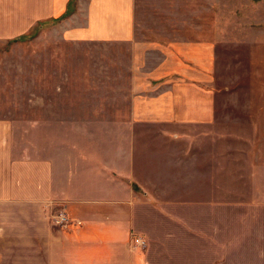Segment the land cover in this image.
Wrapping results in <instances>:
<instances>
[{"label": "rangeland", "instance_id": "1", "mask_svg": "<svg viewBox=\"0 0 264 264\" xmlns=\"http://www.w3.org/2000/svg\"><path fill=\"white\" fill-rule=\"evenodd\" d=\"M76 8L74 0L71 9ZM69 18L0 42V119L38 123L32 133L47 136L51 145L86 136L110 138L118 150L131 145L130 136L165 134L163 128L128 125L133 42H72L62 26ZM135 38L165 48L175 41H203L215 51L209 87L214 121L193 132L207 139L192 143L190 157L168 150L166 142L136 143L144 152L141 182L158 180L161 188L149 193L192 203L162 207L161 215L170 218L164 230L207 234V249L206 241L191 238L185 247L155 248L152 259L264 264V0H135ZM149 60L156 65L159 54ZM155 145L159 173L153 177L145 173L153 171Z\"/></svg>", "mask_w": 264, "mask_h": 264}, {"label": "crops", "instance_id": "2", "mask_svg": "<svg viewBox=\"0 0 264 264\" xmlns=\"http://www.w3.org/2000/svg\"><path fill=\"white\" fill-rule=\"evenodd\" d=\"M70 1L0 0V42L58 20ZM62 26L72 42H133L128 125L166 133L130 136L131 145L118 150L110 138L101 142L86 136L66 143L55 139L51 145L47 136L32 133L38 123L0 119V264H159L152 259L155 248L185 247L191 238L206 241L200 247L207 249V234L164 230L162 224L170 218L161 215L162 207L192 203L149 193L161 188L158 180L141 182L144 152L136 143L166 142L168 150L190 157L192 143L207 139L193 132L209 127L215 117V96L209 89L213 46L189 40L167 48L140 43L135 38V0H77L76 12ZM154 54L159 62L153 66L149 58ZM159 150L151 147L153 171L146 164V175L159 173L154 156ZM61 206L71 216L64 227L50 220ZM134 237L144 238L147 248L135 249Z\"/></svg>", "mask_w": 264, "mask_h": 264}, {"label": "built area", "instance_id": "3", "mask_svg": "<svg viewBox=\"0 0 264 264\" xmlns=\"http://www.w3.org/2000/svg\"><path fill=\"white\" fill-rule=\"evenodd\" d=\"M50 220L52 224L58 226H65L69 224L70 217L67 213L66 206H61L57 213L50 216ZM133 243L136 248H145L147 246L146 241L141 237L135 238Z\"/></svg>", "mask_w": 264, "mask_h": 264}, {"label": "trees", "instance_id": "4", "mask_svg": "<svg viewBox=\"0 0 264 264\" xmlns=\"http://www.w3.org/2000/svg\"><path fill=\"white\" fill-rule=\"evenodd\" d=\"M73 3H74V0H71L70 4H69V9L66 11V13L62 17H60L58 20H51V21H49V23L50 24H56V23L60 22L62 19H65L66 17L70 16L73 13V10L71 9V6ZM42 24H44V23H40V24H38V26L41 27Z\"/></svg>", "mask_w": 264, "mask_h": 264}]
</instances>
